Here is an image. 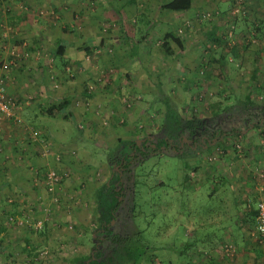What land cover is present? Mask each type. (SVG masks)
Here are the masks:
<instances>
[{"label":"rangeland","instance_id":"rangeland-1","mask_svg":"<svg viewBox=\"0 0 264 264\" xmlns=\"http://www.w3.org/2000/svg\"><path fill=\"white\" fill-rule=\"evenodd\" d=\"M125 1L41 0L30 8L12 0L33 11L42 42H11L17 30L6 24L0 67L8 63L4 70L26 83L40 76L54 89L84 87L85 95L77 96L74 123L68 112L36 121L0 112V264H89L116 233L147 246L137 264H264V233L238 219L250 200L264 199V0H193L179 12L160 7L163 0ZM123 15L136 51L121 44ZM166 31L181 41L170 40L171 54L161 47ZM57 32L81 57L59 58ZM5 78L0 72L6 91ZM159 84L184 117L216 120L197 128L209 138L205 147H191L201 137L187 134L189 145L177 153L178 140L166 145L156 136L164 111ZM7 94L15 108L19 99ZM246 94L258 104L252 111L224 109ZM103 183L121 203L101 227L95 196Z\"/></svg>","mask_w":264,"mask_h":264},{"label":"trees","instance_id":"trees-1","mask_svg":"<svg viewBox=\"0 0 264 264\" xmlns=\"http://www.w3.org/2000/svg\"><path fill=\"white\" fill-rule=\"evenodd\" d=\"M193 0H163L160 4V7L164 9L174 10V11H185L188 10L192 5ZM117 12V9H116ZM119 14V13H118ZM121 24V20L119 21ZM119 24L118 30L120 32V41L122 45H125L126 48L131 49L132 51H136L137 48L132 47L133 44L139 42L137 38L134 36L129 35L127 30L124 27V24ZM257 28V27H256ZM259 28V26H258ZM163 39L161 41V47L167 54H171L173 51L172 45L170 40H175L178 44L181 43L179 37L175 35L173 31H166L163 35ZM59 42V41H58ZM57 42L56 51L61 55L65 49V46L61 43ZM159 91V98L161 102L164 104V111L161 119V125L158 131L156 132V136L161 139L162 143L167 144L169 139L178 140L181 138L182 135H191L194 133L195 130L202 129L204 127V120L206 119L207 122L211 124L216 122V120L210 118H200L197 115H192L190 117H184L182 113L177 108L174 100L172 97L160 87L158 86ZM7 93V92H6ZM8 95V94H7ZM68 99L65 98L62 102V105L67 104ZM258 106L255 103V100L250 97L249 94L244 95L243 97L236 95L235 99L230 102L226 108V111H233V110H249L252 111V108ZM216 113H214L215 115ZM251 114V113H250ZM213 115V116H214ZM75 119L73 118V121ZM218 126H216L214 131H217ZM229 133V132H228ZM129 142L130 146L135 147L136 149L141 150V147H145V143L139 144L137 140H124ZM121 139H118V142H124ZM149 147V146H148ZM152 151H156L158 147H149ZM173 149L176 152H180V146H173ZM123 167H126V162L122 163ZM197 167V166H195ZM124 170V169H123ZM187 179V178H186ZM120 183V189L123 188V181L124 176L122 174H118V179ZM135 181L133 182L134 185ZM109 184L106 186L108 187ZM117 192L116 190H111V188H105V183L101 186H98L96 189V210H97V218L100 222L101 227L110 220L109 217H113L115 215L114 211L117 206L121 203L118 195H114ZM251 201V200H250ZM248 202V206L252 205V208L246 212L242 218L238 219H247L251 222L256 224V204L253 202ZM253 201V198H252ZM250 208V207H249ZM110 221L107 223L109 224ZM105 226V225H104ZM210 233V232H209ZM221 237V236H220ZM109 241L108 250L106 254H102L100 251L105 248L98 249L97 253L98 256H101L100 260L97 258L92 257L91 261L94 264H137L140 257L143 255L144 251L147 249V246H144L142 242L136 240L134 235L129 234H113L111 237H107ZM105 240V237H104ZM103 240V241H104ZM198 238H195L193 241H197ZM195 242L190 243L191 245L195 246ZM190 245V246H191ZM83 261V260H80ZM85 262V259H84ZM91 263V262H90ZM89 263V264H90ZM91 263V264H92Z\"/></svg>","mask_w":264,"mask_h":264},{"label":"crops","instance_id":"crops-1","mask_svg":"<svg viewBox=\"0 0 264 264\" xmlns=\"http://www.w3.org/2000/svg\"><path fill=\"white\" fill-rule=\"evenodd\" d=\"M21 1V0H20ZM23 2L25 0H22ZM41 0H26L29 4H40ZM43 3L47 2H52L53 0H42ZM131 3V0L125 1V3ZM12 4V8H11ZM31 4L29 7L31 8ZM127 5V4H126ZM11 10L9 11V9ZM55 9L59 10L61 14H64V21L66 23L71 22L72 16L70 15V11L68 10H63L61 9L60 5L55 2ZM75 9V8H73ZM117 12H120V8L118 9ZM121 12L123 14L126 12L125 10L121 9ZM141 12V11H140ZM172 12H179V11H174ZM136 13V10L134 11ZM33 11L29 10L27 11L26 9H21L20 6L17 5V3L13 4L12 0L11 3H9V0H0V29H3V26H7L6 24H10V26L14 27V29L17 30L16 35H11L10 38H12L11 42H15V38L13 37H20L23 39L24 42H27V40L32 41L33 45H37L38 43L42 42L41 38V33L40 30L43 26H38L39 22H33L34 16H32ZM119 16V19H121V22L125 20L126 17ZM90 20V18H88ZM120 21V20H119ZM50 25L51 23H46L45 24V29L47 31H50ZM86 26H90V23L86 24ZM39 30V31H38ZM8 32V31H7ZM21 32V33H20ZM20 33V34H19ZM1 35V34H0ZM55 37L57 38V42L61 43L65 46V49L62 53L63 57L66 59H72L81 57V53L79 51H74L73 47L76 48L75 42L71 41L68 37H65V35L60 34V32H57L55 34ZM25 38V39H24ZM27 38V39H26ZM49 38V37H48ZM67 39V40H66ZM0 41H1V36H0ZM20 42V41H18ZM69 45V46H68ZM57 46V43H56ZM57 50V49H56ZM57 52V51H56ZM57 54H59L57 52ZM61 58V55H59ZM6 57V54H3L0 52V58ZM47 60V59H46ZM37 60L31 61L32 65H35ZM0 72L4 74L5 78V86L7 87L6 92L10 93L16 98L19 99L18 105L16 104L15 108H13L14 112L16 114L22 115L25 120L26 118L30 121L35 120L39 117L42 118V114L48 113L53 114L55 117H61L62 113L68 112L72 121L74 123L76 120L73 121V118L76 119L75 117L77 116V110L74 106L76 104L75 102L79 101V97L82 95H85V90L84 87L81 89L80 87H77L75 85L73 86H65V83L61 87H57L56 89L52 88V85H45L42 83V78L39 76L37 79H33L32 81L30 80L29 83L27 80H24V78L21 76L19 79V75H16L15 71H10L9 73L4 70V68L0 67ZM35 97L32 101L27 98L29 97ZM79 96V97H77ZM67 98L68 103L62 105L63 100ZM90 98H87V102H89ZM57 105V106H56ZM37 113L39 115L37 116ZM51 115V116H53ZM48 121V120H47ZM54 127V126H53ZM53 127H48L47 125L45 126V129L47 130V133L51 136L53 135L52 130H55ZM15 134H18V132H15ZM16 138H19V144H22V138L21 135L18 134ZM70 143L75 142V136H69L68 137ZM64 146H68L64 144ZM19 147L17 146V149ZM30 155V153L28 154ZM13 173L18 172V168L15 167L12 171ZM20 204V203H19Z\"/></svg>","mask_w":264,"mask_h":264},{"label":"built area","instance_id":"built-area-1","mask_svg":"<svg viewBox=\"0 0 264 264\" xmlns=\"http://www.w3.org/2000/svg\"><path fill=\"white\" fill-rule=\"evenodd\" d=\"M8 63H5L4 69L7 67ZM2 81V80H1ZM14 101L9 95H7L5 88L0 84V112L5 114L8 118L13 117L14 119H20L13 112ZM1 148V146H0ZM256 229L261 233H264V199H260L256 203Z\"/></svg>","mask_w":264,"mask_h":264},{"label":"flooded vegetation","instance_id":"flooded-vegetation-1","mask_svg":"<svg viewBox=\"0 0 264 264\" xmlns=\"http://www.w3.org/2000/svg\"><path fill=\"white\" fill-rule=\"evenodd\" d=\"M201 133L200 132H198L197 130H195L194 131V133H192L191 135H192V137H195V138H198L199 136L201 137V135H200ZM186 135H182L181 136V138L180 139H178V143L177 144H175V145H173V146H183V145H185V144H187V145H189L188 143H189V141L186 139V137H185ZM199 137V138H200ZM205 140H208V142H209V138L207 137V136H202L201 137V139L199 140V141H195L194 139L193 140H191L192 142H193V145H191V147H194V146H201V147H205ZM165 144V143H164ZM168 144H173L172 143V139H169V141H168V143L166 144V145H168ZM156 147H158V149L160 148V147H163L164 145L163 144H156L155 145ZM154 145H152V144H150V146L149 147H152V148H154L155 147ZM165 147V146H164ZM122 172L121 171H119V174H121Z\"/></svg>","mask_w":264,"mask_h":264}]
</instances>
